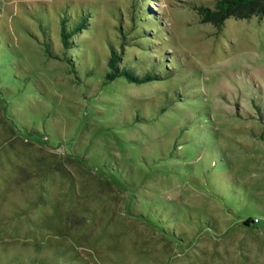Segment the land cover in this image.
Here are the masks:
<instances>
[{
  "label": "rangeland",
  "instance_id": "obj_1",
  "mask_svg": "<svg viewBox=\"0 0 264 264\" xmlns=\"http://www.w3.org/2000/svg\"><path fill=\"white\" fill-rule=\"evenodd\" d=\"M149 1L174 74L102 87L44 42L61 55L60 19L90 14L104 65L130 0H0V57L33 92L0 91V264H264V18L216 31L190 6L214 0ZM141 104L166 111L137 123Z\"/></svg>",
  "mask_w": 264,
  "mask_h": 264
},
{
  "label": "trees",
  "instance_id": "obj_2",
  "mask_svg": "<svg viewBox=\"0 0 264 264\" xmlns=\"http://www.w3.org/2000/svg\"><path fill=\"white\" fill-rule=\"evenodd\" d=\"M149 4V0H130L127 10L129 21L125 22L117 18L118 16L116 17L118 43L106 42L107 53L104 65H100L98 51L87 39L90 29L95 27L94 23L90 22L92 18L90 14L80 15L78 13L76 20L71 16L64 15L58 23V34L62 47L61 55L53 48L51 36L47 37L48 39L44 42V52L49 59L64 62L75 75L84 72L83 75L86 78L95 76V79L103 85L102 87L117 81L135 86L156 85L169 75L174 74V71L170 70V58L164 54L160 46L162 29L167 28L162 24L161 16L157 19L154 17ZM190 6L196 12L200 24L211 25L216 31H219L229 18L236 20L264 18V0H214L212 8L196 4ZM83 34L85 37L79 39V36H83ZM129 50L137 51L140 54L135 52L130 54ZM11 62L13 60L0 57V91L7 90L13 94V97L19 94L32 95L33 92L28 91L29 89L25 85L26 80L21 78L15 69L16 65ZM163 68H165L167 76L158 72ZM32 83L41 94L45 93L37 79ZM153 110L162 114L166 108L154 106ZM154 111H152V107L150 111L148 105L145 104L135 106L131 111V119L137 123H146ZM258 114L260 115V111ZM18 117L15 122L17 126L21 121ZM257 120L264 125L262 119ZM32 123L35 124V122ZM32 132L38 134V131L33 130ZM106 172L114 179V172ZM258 223V218H247L242 222L245 227H252Z\"/></svg>",
  "mask_w": 264,
  "mask_h": 264
}]
</instances>
